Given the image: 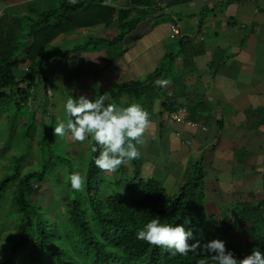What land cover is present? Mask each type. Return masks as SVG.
<instances>
[{
  "label": "trees",
  "instance_id": "trees-1",
  "mask_svg": "<svg viewBox=\"0 0 264 264\" xmlns=\"http://www.w3.org/2000/svg\"><path fill=\"white\" fill-rule=\"evenodd\" d=\"M190 1L129 0L127 8L118 9L106 4V0H59L60 4L55 5L53 10L39 14L37 22L42 26L35 29L30 38L21 30L9 29L11 21L8 18L19 16L16 10L11 13L3 12L0 15V107L7 100V93H10L14 98L15 109L12 112L17 113L28 107L31 109L29 113H37L32 110L28 99L34 87L33 79L37 77V70L41 69L43 55L49 52L50 46L60 37L91 31L100 26L105 29L113 27L117 33L113 39H99L94 42V46L99 44L113 49L122 45L126 35L132 33L149 17L158 15L161 21H167L162 15L164 9L184 6ZM242 1L246 0H226V3L238 4ZM157 23L159 22L154 24ZM27 38L29 43L23 45ZM189 41L190 39L185 37L177 40L178 56L166 51L164 58L167 61L164 60L165 63L149 73L145 79L139 78L112 88L109 92L111 100L122 107L132 103L139 104L149 113L151 123L162 117V114L153 113L157 102H162L161 106L168 107L169 115L175 114L176 107L168 106L170 102L167 87L172 85L173 92L178 89V78L170 80L169 77L175 73L179 74L174 65L179 57L184 56L180 76H184L187 71L191 72L187 66L199 53L189 54V48L186 46ZM124 53V49H119L104 61L99 71L115 65ZM26 62L27 69L22 71L19 67ZM19 71L22 73L20 79L15 76V72ZM157 80H168L170 83L162 88L156 84ZM44 81L43 89L46 95L48 79ZM124 99H127L128 103L123 104ZM195 117L191 116V119L196 120ZM34 126L35 124L31 123L24 133L30 142L34 139ZM93 147L95 145L92 142L83 190L71 191L68 179L70 175L63 178L68 191L60 200V204H65L63 211L57 208L59 203L55 204L52 200L42 203L40 188L36 187V184L46 181L45 177L47 180H54L55 177L56 180V175L29 173L20 177L19 169L16 168V174L0 180V201L7 200L5 191L12 185L10 209L19 218L14 234L8 238V244L1 251L2 264H200L201 259H206L199 251L187 256L172 255L166 248L151 246L138 240L137 230L157 216L162 223L183 224L186 229L190 228L194 236V240L189 241L190 244L196 241L206 243L216 237L230 236L235 231L244 230L252 240L251 245L225 244L226 249L232 250L238 259H243L253 251L264 252L263 202L257 205L237 202L221 219L211 218L215 235L206 230L203 223L206 194L202 159L189 164L190 178L172 198L156 179H139V173H136L134 179L126 182L124 193L101 199L98 187L103 184L102 170L94 164V157L98 152H93ZM137 161L138 158L128 164L134 166ZM119 170L122 171L120 168ZM34 196L39 201H33ZM8 215L5 214V220ZM2 225L5 224L0 223V226ZM256 227L258 230H255ZM254 231H261V234L257 237L251 236Z\"/></svg>",
  "mask_w": 264,
  "mask_h": 264
},
{
  "label": "crops",
  "instance_id": "crops-1",
  "mask_svg": "<svg viewBox=\"0 0 264 264\" xmlns=\"http://www.w3.org/2000/svg\"><path fill=\"white\" fill-rule=\"evenodd\" d=\"M172 1L175 0H169ZM0 2L2 15L3 12L17 11L21 3L29 5L41 3V0ZM105 3L125 9L129 0H106ZM29 13L35 15L33 11ZM162 15L169 21L164 24L168 29L166 34L160 37L162 32L158 28L163 25L155 27L154 23L160 20L158 15L140 23L138 38L131 41L130 47L119 46L125 49L119 60L121 65L106 69L113 67L112 75L108 79L103 78L114 88L118 83L117 76H121V79L126 76L134 63L135 58L132 56L134 60L131 61L128 56L130 52L133 51L138 57L137 50H144L139 56L141 58L146 53L159 52L160 59L165 54V38L175 41L183 37L190 39L186 43L187 51L191 55H199L187 66L191 72L187 71L182 76V87L177 86L176 82L178 89L175 93L172 85L167 87L171 104L168 106L183 111L184 119L190 123L197 122L200 127L172 122L168 107L161 106L162 102L155 103L153 113L162 114V117L150 123L144 133L146 144L142 146V157H138L139 175H147L148 180L153 178L158 182L165 180L166 186H173L176 193H172L171 197H174L177 188L180 189L190 178L191 171L186 166L191 162L196 163L194 159L202 158L203 167L209 166L207 173L210 175L211 172L210 176L207 175L209 179L205 178V207L210 205V210L212 207L216 210L219 199L224 202V198L227 200L236 197V194L247 197L238 198L242 201L237 202L253 205L264 203V0H246L238 4H227L226 0L217 3L190 1L184 6L164 9ZM12 17L8 18L11 22L17 18ZM174 24L180 26L179 38L171 36L170 26ZM108 30L100 26L92 29V32L107 33ZM154 31L156 38L152 36ZM23 67L27 69V62L19 68L22 70ZM116 72L118 74L113 76ZM191 116H196V120ZM206 151L208 153L205 154ZM205 156H208V160L204 159ZM167 161V165L170 164L167 172L166 169L157 170L159 166L165 167ZM227 172L230 175H226ZM233 202L234 199L228 204L231 206ZM244 234L239 232L237 236ZM248 240L251 245L252 240Z\"/></svg>",
  "mask_w": 264,
  "mask_h": 264
},
{
  "label": "rangeland",
  "instance_id": "rangeland-1",
  "mask_svg": "<svg viewBox=\"0 0 264 264\" xmlns=\"http://www.w3.org/2000/svg\"><path fill=\"white\" fill-rule=\"evenodd\" d=\"M21 4L23 5V3ZM59 4V0H41V3L33 2L29 5H23L17 10V14L19 15L18 18L9 22L11 24L9 29L12 28L13 31L21 30L24 35L28 34V37L30 38L32 35L31 33L35 32V29L42 26V24H38L37 22L39 14L45 11L53 10L55 5L58 6ZM32 11L35 15H30L29 12ZM163 18L165 19V17H162V19ZM55 21L56 20H52V22ZM158 22L159 23H157L155 27L163 25L158 28V31H160V33L162 32L160 35L161 37L168 31L164 24L169 23V21L159 20ZM140 27L141 26L139 25L136 31L132 34L126 35V40L123 42L122 48L130 47L131 41H135L138 38L136 35ZM108 31L109 32L107 33H102L100 31L97 34L92 32V30L87 32H76L71 35L60 37L54 45L52 44L50 46L48 50L49 52H46V54L43 55L41 69L37 70V77L33 79L34 87L30 91L31 96L29 95L30 97H28L32 110H36L37 113H29L30 108L28 109V107H24L20 112H17L19 114L12 112L15 109L13 107L14 98H12L10 93H7V100L0 107V180L6 176L16 174L14 172L16 168L19 169L18 175H20V177L29 173H36V175H41L42 173L43 175H56V180L55 177L54 180H47V177H45L46 181L36 184V187L40 188L39 194L42 196L40 199L42 203H48L52 200L55 204L59 203L57 208H61L62 211L65 204H60V200L68 194L63 178L65 175L67 176L74 172H79L84 177L90 159V145L92 142L90 139L84 142L73 141L70 134L65 137L55 136L53 128L56 126L58 120H67V117L64 114L63 105L66 99L70 96H73L74 99L80 96H86L90 100H94L95 98H99L100 95H105L107 97L106 103L115 104L109 95V92L113 87L111 86V88L110 84H108L105 81V78H103L106 77V79H108L111 77L113 67L110 68V70L103 69L104 71L101 70L102 72L99 70L102 69L101 66L104 65V61L108 60L109 57L115 54L120 47L111 49L107 48L105 45L97 44L94 46V42L99 39L111 40L117 35L116 30L113 27ZM152 36L155 38L157 37L155 31ZM29 38L25 40L23 45H27L29 43ZM163 41L165 48H169L171 50L165 49L164 56L166 55V51L178 56L179 48L177 47V39L175 41L171 38H165ZM88 45L89 47H87ZM20 48L22 49V47ZM137 51H139V56H141V52H145L142 49H138ZM132 52H128V56H130L131 61L135 58L134 63L131 68H129L130 70L128 69L129 72L126 76L122 79L121 76H117V85L134 81L137 77H135L136 74H139V77L137 78L145 79L147 74L153 72L156 68L160 67L162 63L167 61L164 56L163 58L158 59L159 52H150L149 54L146 53L143 58L139 56L135 57L136 54H133ZM20 54V56H22V53ZM182 58H184V56L179 57L174 64L178 69L179 74L175 73L169 77L170 80H172V78H178L177 86L179 85L181 87V81L183 78L180 76L182 68L181 63L183 62ZM119 64L120 61H118L115 65L119 66ZM24 70L25 67H23L22 71ZM117 74L118 73L116 72L113 76H116ZM15 76L20 79L22 73H20V71L15 72ZM48 78L50 79L49 88L52 97L49 98L50 101L46 98L45 91L43 89L44 80ZM122 103L126 104L128 103V100L124 99ZM117 106L122 107L119 104H117ZM31 123L35 124L32 129L35 130L33 132L34 139L32 142H30L28 137L24 134L26 128ZM144 144H146V141L143 135L142 143L138 144V150L140 153L139 158L142 157V153H144V149L142 147ZM208 151H210V149ZM206 153L208 152L206 151L205 154ZM207 158L208 156L204 157L205 160H208ZM161 159L163 160V158ZM199 160L200 159H194L196 162ZM164 161L166 160L164 159ZM167 164L168 161L164 164L165 167L159 166L157 170L166 169L167 172V169L170 168L167 167L170 164ZM139 165L140 162L137 161L134 166L130 163L123 164L120 167L122 171L119 169L115 173H106L102 171L101 180L103 184L98 187L99 198L103 199L113 194L124 193L127 184L126 182L134 179L136 176L135 174L140 171ZM209 168V166L205 165L204 172L206 171L207 173V171L210 170ZM213 168H215V166ZM186 169L190 171L189 165L186 166ZM227 174L230 175L228 172L226 175ZM207 175H209V173L205 174L204 178L207 179ZM142 178L146 180L149 179L147 175H139V179ZM33 180H35V178ZM165 182V180H161L159 183L165 188L167 195L172 198V193L176 192L173 190V186L169 188L165 185ZM179 184L180 183L178 182L177 185ZM12 187V185L9 186V188L5 191L7 200L1 199L2 201H0V223L5 224L4 226H0V256H2V249L6 244H8V238L14 234L16 221L19 219L18 215L10 209V193ZM210 192L211 190H209V194ZM241 194H243V192ZM238 198L247 199V197L237 196V194L236 197L229 198L227 200L224 198V202L219 199L220 203L215 206L217 211L214 210L212 206V209L210 210V205H206L205 214L203 215V223H205L206 230L215 235V231L212 228L211 218L214 217L216 219H221L223 215L228 213L229 207L230 210H232L237 204V201H242ZM233 199L234 202L230 206L228 202ZM32 200L35 202L39 201L36 196L32 197ZM56 211L58 210L56 209ZM5 214H9L6 220ZM245 229L247 228L245 227ZM255 230H258V228L256 227ZM239 232H244V230H240ZM239 232L235 231V233L233 235L231 234V236H220L216 237V239L225 241V244L233 245V243H236L237 245H250V241L248 240L250 239L249 235L244 234L240 237L237 236L239 235ZM260 234L261 231H254L251 233V236L257 237Z\"/></svg>",
  "mask_w": 264,
  "mask_h": 264
},
{
  "label": "clouds",
  "instance_id": "clouds-1",
  "mask_svg": "<svg viewBox=\"0 0 264 264\" xmlns=\"http://www.w3.org/2000/svg\"><path fill=\"white\" fill-rule=\"evenodd\" d=\"M169 83L168 80L156 81L162 88ZM106 100L105 95L94 100L86 96L76 99L68 97L63 105L67 120H58L53 132L59 137L70 134L76 142L90 139L95 145L92 151L98 152L94 157L95 166L106 173H115L123 164L139 157L137 145L142 143V137L151 122L149 113L139 104L118 107L106 103ZM182 121L190 123L183 117ZM68 179L71 191L83 190L84 177L79 172L70 174ZM136 238L148 245L166 248L172 255L187 256L199 251L206 257L201 259L200 264H264V252L253 251L243 259H238L232 250L226 249L223 240L211 239L206 243L196 241L190 244L189 241L194 240L190 228L186 229L183 224L162 223L159 216L137 230ZM2 261L3 257L0 256V264Z\"/></svg>",
  "mask_w": 264,
  "mask_h": 264
},
{
  "label": "built area",
  "instance_id": "built-area-1",
  "mask_svg": "<svg viewBox=\"0 0 264 264\" xmlns=\"http://www.w3.org/2000/svg\"><path fill=\"white\" fill-rule=\"evenodd\" d=\"M191 1H195V2H202V3H210V2H213V3H217L219 0H191ZM170 32H171V36L174 37V38H179L181 37V33H180V26L179 25H171L170 26ZM49 82H50V79H48V82L46 83V97L48 100H50L49 98H52L51 97V93H50V88H49ZM184 114L183 111H178V113L176 115H174L172 117V120L174 122H183L182 121V115ZM188 126H192V127H200V124H192V123H187Z\"/></svg>",
  "mask_w": 264,
  "mask_h": 264
}]
</instances>
